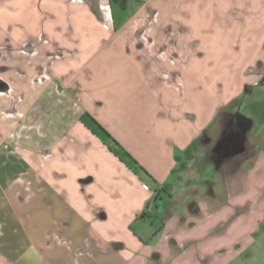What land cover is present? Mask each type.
<instances>
[{
  "label": "crops",
  "instance_id": "1",
  "mask_svg": "<svg viewBox=\"0 0 264 264\" xmlns=\"http://www.w3.org/2000/svg\"><path fill=\"white\" fill-rule=\"evenodd\" d=\"M125 1L0 0V77L22 99V112L38 115L24 127L27 137L9 138L8 101L0 94V264H167L169 237L183 247L184 231L176 228L178 214H158L166 193L182 194L184 209L201 211L191 215L203 217L198 223L180 215L196 231L188 241L212 236L218 243L228 232V202H201L198 177L186 165L218 110L262 78L246 68L264 65V0H176V13L190 2L208 10L214 26L206 32L228 43L210 47L207 68H200L205 47L188 48L173 83L160 72L167 61L154 58L165 27L152 30V46L138 47L130 21L149 0ZM115 10L128 12H119L117 24ZM60 91L76 100L75 109L56 102ZM208 246L194 250L197 264H221L224 248ZM210 251L215 258L204 262Z\"/></svg>",
  "mask_w": 264,
  "mask_h": 264
},
{
  "label": "rangeland",
  "instance_id": "2",
  "mask_svg": "<svg viewBox=\"0 0 264 264\" xmlns=\"http://www.w3.org/2000/svg\"><path fill=\"white\" fill-rule=\"evenodd\" d=\"M125 3L127 2L125 1ZM153 3L152 0L143 3L142 7L140 6L141 12L131 18L130 24L136 27V33L133 37L137 41V46L144 49L149 48L155 42L154 35L151 34L152 30L158 26L165 27L163 34L165 40L160 47H157V51H154V58H163L169 64L167 67L162 66V71L160 72L167 74L170 83H173L178 73L181 75L180 71L186 67L182 66V64L191 56L188 50L199 42L203 48L205 47L204 55L203 50L198 53L197 51L195 52V54L203 55L200 57V68L210 67L211 62H213L212 59L208 58L210 47L225 41L228 43V36L226 38L224 35L216 36L206 32V29H213L214 26L211 25L210 19L207 17L209 11H203L196 6L197 3L193 4L190 2L189 5L187 4L188 7L181 10L179 14L178 12L176 13V0H168L165 6L156 5L157 3L154 6ZM137 6H139V2L135 5V7ZM119 12L124 14L120 10L114 11L116 24L123 19V15L119 14ZM202 30L203 32H200ZM46 69H42L40 72L42 78L44 73V75L50 74L48 68ZM224 69L228 70V65H224ZM246 70L248 73H256L262 78L259 79L258 84L255 86L252 84L246 87L244 93L238 99L229 105L226 104L227 106L222 108V110H218L220 112L204 132L199 144L195 145L197 154L194 157L193 155L189 156L191 160H188L186 165L187 170L192 172L191 175L194 174L198 177V179L195 178L194 180L193 178V180L196 185L195 189L197 188L201 194V202L211 201L217 206L228 202V210L223 211V215L228 214V232L223 236L216 237L218 243L212 241L214 239L212 236L199 241H188L187 239L190 240L194 237L193 234H196V231L191 230V227L186 224L185 226L182 225L180 215L187 218V223L193 221L198 223L204 221L203 217L201 215L191 217V215H198L201 211L191 207L184 209L185 198L182 199V194L178 198H174L175 193L174 196L172 194L174 199L169 193L164 194L162 200H157L159 216L165 215L166 217L168 214H178L179 220L176 228L182 227L181 230L184 231L181 236V239L184 240L183 247L174 246V241L171 236L169 237L170 253H174H172L167 264H194V262L197 264L199 263L197 261L200 260L193 257L194 250L204 251L206 247L204 248L203 246L207 245H209L208 248H212L213 245H219L216 246L217 249L224 248L220 252L221 258L223 257L221 264H264V131L262 130L264 128L262 124L264 120V65L258 62V64L246 68ZM217 84L218 90H222L224 83L218 81ZM0 94L5 95L8 101L5 114L10 119L9 138L13 136L22 137V135L27 137L29 132L24 127L31 123V117L36 118L38 115L22 112L20 109L22 99L14 95L10 83L1 77ZM63 96L64 93L60 91L55 99L56 102L63 103V105H72L75 109L76 100L73 99L70 102L71 99L66 100ZM235 111L240 112V117L238 116L240 119L241 117L244 118L242 120L246 128L243 136L246 138L248 150L232 159L229 158L215 164L209 151L210 142L212 137L216 138L219 136L226 122L234 115ZM75 115V113H72L67 116L74 117ZM39 116L43 120V117L48 115L41 114ZM198 150L200 154H198ZM209 165L215 172L210 167H207ZM182 172L187 175L186 170L183 171L182 169ZM174 180L177 179L175 178ZM183 180H186L185 177H183ZM180 185H183V182H179L178 186ZM213 191H215L213 197H207V194L213 193ZM203 212L206 214L205 210ZM150 218L152 217L146 219L151 221ZM152 220H155L156 224L160 222L157 218ZM200 227L197 226L196 229ZM193 246L195 248H192ZM186 249L190 251H186L182 255L180 252ZM212 251L207 252V256L203 258L204 262L209 263L215 258ZM216 256L220 255L216 253Z\"/></svg>",
  "mask_w": 264,
  "mask_h": 264
},
{
  "label": "flooded vegetation",
  "instance_id": "3",
  "mask_svg": "<svg viewBox=\"0 0 264 264\" xmlns=\"http://www.w3.org/2000/svg\"><path fill=\"white\" fill-rule=\"evenodd\" d=\"M239 115L240 112L238 113V111H235L234 115H232L226 122V125L223 131L220 132L219 136L216 138L212 137V141L210 142L209 146V151L212 154L215 164L221 163L222 161L228 160L229 158L232 159L248 150L247 141L246 138H244V150L241 153L233 154V141L231 139H226V136L233 132H238L240 133V136L244 137L243 132L246 127L244 126V121L242 120L243 117H241L240 119ZM262 124L264 125V120ZM262 130L264 131V128Z\"/></svg>",
  "mask_w": 264,
  "mask_h": 264
},
{
  "label": "trees",
  "instance_id": "4",
  "mask_svg": "<svg viewBox=\"0 0 264 264\" xmlns=\"http://www.w3.org/2000/svg\"><path fill=\"white\" fill-rule=\"evenodd\" d=\"M109 1L112 2V3H118L121 7H123L124 4H125V0H109ZM84 116H86L87 118H89V120H90L91 122H93V123H95V124H98V123L96 122V120H95L93 117L90 116V114L85 113ZM98 127L102 130V132L104 133L105 137L110 138V139L112 140V145L114 146V148L119 149V150H120L121 152H123L124 155L127 156V157L131 160V162H132L133 164H135L140 170H142L143 172H146V171L144 170L143 167H141V166L138 165V162L136 161V159H134V158H133V157H132L127 151H125V150L123 149V147L118 143V141H116L114 138L111 137V135L108 133L107 130H105V129H104L102 126H100V125H99Z\"/></svg>",
  "mask_w": 264,
  "mask_h": 264
},
{
  "label": "water",
  "instance_id": "5",
  "mask_svg": "<svg viewBox=\"0 0 264 264\" xmlns=\"http://www.w3.org/2000/svg\"><path fill=\"white\" fill-rule=\"evenodd\" d=\"M226 139H231L233 141L232 148H233V154L240 153L244 150V137L240 136V133L233 132L226 136Z\"/></svg>",
  "mask_w": 264,
  "mask_h": 264
}]
</instances>
